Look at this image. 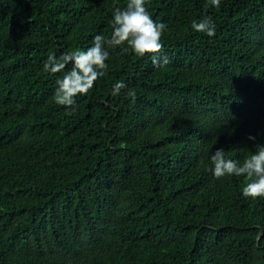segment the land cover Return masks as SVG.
I'll use <instances>...</instances> for the list:
<instances>
[{"label":"trees","instance_id":"1","mask_svg":"<svg viewBox=\"0 0 264 264\" xmlns=\"http://www.w3.org/2000/svg\"><path fill=\"white\" fill-rule=\"evenodd\" d=\"M206 3L146 0L170 62L106 46L66 107L72 65L44 61L109 38L127 0H0V264H264V198L210 171L218 148L242 163L264 145V0ZM204 15L212 37L191 29Z\"/></svg>","mask_w":264,"mask_h":264},{"label":"clouds","instance_id":"2","mask_svg":"<svg viewBox=\"0 0 264 264\" xmlns=\"http://www.w3.org/2000/svg\"><path fill=\"white\" fill-rule=\"evenodd\" d=\"M221 0H207L205 7L219 8ZM146 0H127L126 6L115 8L111 21L112 32L109 38L95 35L92 44L87 50L66 52L57 57L48 55L43 63V71L50 74L60 73L68 64L72 67L65 71L62 78L56 80L54 102L57 105L72 107L75 97L86 95L94 86L95 81L107 74L109 58L108 49L120 47L123 53H131L143 57L153 54L154 66L165 67L170 61L167 56L159 57L163 49L161 36L167 27L163 22L154 21L145 7ZM191 29L208 37L215 35L216 27L212 18L204 15L199 20L191 22ZM126 87L122 81L117 82L111 89V95L117 96ZM127 96L135 102L136 93L129 90ZM254 140L255 137L249 136ZM210 171L216 179L226 176H245L250 182L242 189L246 198H264V145H259L255 152L240 161L229 159L223 148L216 149L210 155Z\"/></svg>","mask_w":264,"mask_h":264},{"label":"water","instance_id":"3","mask_svg":"<svg viewBox=\"0 0 264 264\" xmlns=\"http://www.w3.org/2000/svg\"><path fill=\"white\" fill-rule=\"evenodd\" d=\"M261 235H262V232L259 233V237H260ZM259 237H258V239H259Z\"/></svg>","mask_w":264,"mask_h":264}]
</instances>
